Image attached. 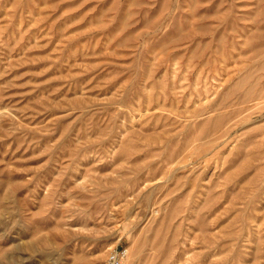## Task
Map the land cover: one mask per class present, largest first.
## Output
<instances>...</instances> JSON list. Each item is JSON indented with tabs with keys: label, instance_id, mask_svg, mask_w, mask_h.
Segmentation results:
<instances>
[{
	"label": "rangeland",
	"instance_id": "rangeland-1",
	"mask_svg": "<svg viewBox=\"0 0 264 264\" xmlns=\"http://www.w3.org/2000/svg\"><path fill=\"white\" fill-rule=\"evenodd\" d=\"M264 264V0H0V264Z\"/></svg>",
	"mask_w": 264,
	"mask_h": 264
},
{
	"label": "built area",
	"instance_id": "built-area-1",
	"mask_svg": "<svg viewBox=\"0 0 264 264\" xmlns=\"http://www.w3.org/2000/svg\"><path fill=\"white\" fill-rule=\"evenodd\" d=\"M126 255V249H116L109 254L104 264H124Z\"/></svg>",
	"mask_w": 264,
	"mask_h": 264
}]
</instances>
